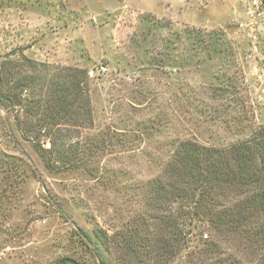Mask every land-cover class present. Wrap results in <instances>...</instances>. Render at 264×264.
<instances>
[{
    "label": "rangeland",
    "instance_id": "1",
    "mask_svg": "<svg viewBox=\"0 0 264 264\" xmlns=\"http://www.w3.org/2000/svg\"><path fill=\"white\" fill-rule=\"evenodd\" d=\"M23 57L86 69L94 121L51 169L0 106V264H130L106 235L153 222L149 185L178 144L264 125V0H0V60ZM193 233L173 264L214 238Z\"/></svg>",
    "mask_w": 264,
    "mask_h": 264
},
{
    "label": "trees",
    "instance_id": "2",
    "mask_svg": "<svg viewBox=\"0 0 264 264\" xmlns=\"http://www.w3.org/2000/svg\"><path fill=\"white\" fill-rule=\"evenodd\" d=\"M0 106L15 112L16 126L49 168L81 158V130L94 121L86 69L61 73L26 57L0 60ZM162 176L149 185L153 222H133L118 240L106 235L107 245L116 242L130 264H173L192 248L193 230L206 224L214 238L198 240L194 264H264V125L228 146L182 141ZM69 263L82 264L72 258L58 264Z\"/></svg>",
    "mask_w": 264,
    "mask_h": 264
}]
</instances>
